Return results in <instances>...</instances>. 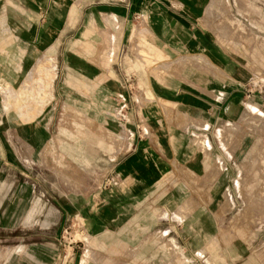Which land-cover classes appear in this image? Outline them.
Returning a JSON list of instances; mask_svg holds the SVG:
<instances>
[{
    "label": "crops",
    "instance_id": "obj_1",
    "mask_svg": "<svg viewBox=\"0 0 264 264\" xmlns=\"http://www.w3.org/2000/svg\"><path fill=\"white\" fill-rule=\"evenodd\" d=\"M6 2L15 11H6ZM218 6L216 0H0V20L13 33L0 36V44L7 43L0 45V68L12 72L0 78V93L3 109L13 112L6 121L14 115L18 125L11 129L6 123L0 130V164L23 179L1 209L0 227L18 224L24 214L21 204L38 185L51 198L45 226L53 228L38 241L18 244L11 253L16 261L26 249L31 255L26 254L28 264H97L87 259L88 251L84 256L73 257L69 251L64 255L57 231L69 222L77 223L88 234L86 242L92 237L97 244L101 237L121 233L125 223L136 216L137 200L150 195V188L173 162H195L194 132L208 136L224 125L220 136L228 141L236 126L230 123L241 115L252 125L264 119L255 105L245 108V67L217 40L212 22ZM78 36L96 38L91 46L100 49V65L79 58L77 52L83 49L74 43ZM84 49L91 52L89 45ZM55 53L61 59L60 67L69 69L68 87L87 99L67 98L65 110L70 103H79L85 111L90 105H103L107 98L100 102V85L106 84L102 76L109 70L114 77L104 90L121 103L116 109L124 131L108 134L111 145L100 144L110 149L100 157L106 166L95 175L85 173L76 189L65 176L61 185L54 182L55 177L46 176V171L31 168L24 153L26 138L22 134L35 149H30L33 159L44 161L41 153L49 128L36 118L45 117L52 98ZM23 71L19 87L14 88L10 78ZM90 78L96 79L93 86L86 81ZM251 106L263 115H251ZM92 136L100 142L99 136ZM197 138L201 144L205 142L202 135ZM51 155L55 158L54 151ZM256 156L261 159L256 168L262 181L260 190L264 146ZM240 190L255 194L251 189ZM263 206L256 210L262 212ZM205 237H210L208 245L213 247V234L205 233ZM211 264L216 261L211 259Z\"/></svg>",
    "mask_w": 264,
    "mask_h": 264
},
{
    "label": "rangeland",
    "instance_id": "obj_2",
    "mask_svg": "<svg viewBox=\"0 0 264 264\" xmlns=\"http://www.w3.org/2000/svg\"><path fill=\"white\" fill-rule=\"evenodd\" d=\"M226 1L227 7L225 0H216L219 10L212 25L217 40L245 67V108L248 104L255 105L264 113V0ZM7 5L6 11H15L9 3ZM10 34H13L10 25L0 20V36ZM95 39L78 36L74 43L83 49L77 52L79 58L100 65V49L91 46L96 43ZM0 45L6 46L7 43ZM84 45H89L90 53L86 52ZM54 55L57 66L51 85L52 98L45 107V117L42 114L36 118L49 128L41 153L45 154L44 161L33 159L30 139L21 133L26 138L24 153L31 168L46 171V176L55 177L54 182L61 185L65 184L62 180L65 176L76 189L85 173L95 175L106 166L100 157H103L102 152L107 153L110 149L100 147V144L111 145L108 134L124 131L123 125L120 127L118 124L123 120H120L116 109L121 107V103L114 94L104 90L112 85L114 76L109 70L102 76L106 84L100 85V102L107 98L103 105H90L85 111L81 110L79 103H70L65 110L63 105L67 98L87 99L68 87L66 77L69 69L60 67L61 59L56 53ZM96 70L100 74V69ZM11 74L9 69L0 68V78ZM24 74L25 71L19 72L10 78L14 79L11 84L14 88L19 87ZM94 80L86 79L91 86ZM2 102L0 93V130L6 123L11 129L18 126L14 115L6 121L13 112L12 109L4 110ZM241 117L230 123L236 126L228 141L220 136V129L226 127L224 125H218V130L211 132L209 138L204 133L194 132L195 162H173L150 188V195L137 200L136 216L125 223L121 233L111 234L109 238L101 237L100 244L92 237L87 243L83 233L80 234L79 224L69 222L64 225L57 231L63 254L69 251L73 257L76 254L84 256L88 251L90 257L87 259L97 264H211V259L216 264H264V210H256L258 205H264V182L257 190L262 181L256 169L261 162L256 154L264 146V119L252 125ZM92 134L99 136L100 142ZM198 135L205 138L203 144L198 141ZM31 150L35 152V149ZM5 167L0 164V212L15 186L23 182L20 174ZM27 181L30 185L33 183L29 179ZM241 188L251 189L255 194L245 195ZM29 193L25 203L21 204L24 214L18 224L11 228L0 227V264H28L27 257L31 255L26 249L18 261L12 251L18 244L22 246L23 243L38 241L53 229L45 226L48 222L45 215L51 205L49 194L38 185ZM205 233L213 234V247L208 245L210 237L206 238ZM71 240L78 241L73 248L67 244Z\"/></svg>",
    "mask_w": 264,
    "mask_h": 264
},
{
    "label": "built area",
    "instance_id": "obj_3",
    "mask_svg": "<svg viewBox=\"0 0 264 264\" xmlns=\"http://www.w3.org/2000/svg\"><path fill=\"white\" fill-rule=\"evenodd\" d=\"M65 230H66V229H65ZM81 230H82V231H81L80 234L83 233L84 236H85V235H88V234L84 231L83 228H81ZM84 236H83V237H84ZM77 242H78V241H76V240H73V241L71 240V241L67 242V244L71 245L70 248H73L74 244L77 243Z\"/></svg>",
    "mask_w": 264,
    "mask_h": 264
},
{
    "label": "bare ground",
    "instance_id": "obj_4",
    "mask_svg": "<svg viewBox=\"0 0 264 264\" xmlns=\"http://www.w3.org/2000/svg\"><path fill=\"white\" fill-rule=\"evenodd\" d=\"M249 109V108H248ZM250 113H252V114H254V112H256V113H259L256 109H254V108H252V107H250ZM261 114V113H260ZM261 115H263V114H261ZM258 193V192H257ZM261 193V192H260ZM260 193H259V195H260ZM257 196V195H256ZM262 196V195H261ZM257 198H258V196H257ZM261 200H262V197H261ZM258 202V201H257ZM264 207V206H263ZM263 209V208H262Z\"/></svg>",
    "mask_w": 264,
    "mask_h": 264
}]
</instances>
